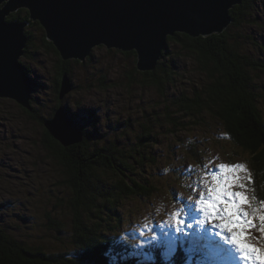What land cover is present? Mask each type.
<instances>
[{"label":"rangeland","instance_id":"obj_1","mask_svg":"<svg viewBox=\"0 0 264 264\" xmlns=\"http://www.w3.org/2000/svg\"><path fill=\"white\" fill-rule=\"evenodd\" d=\"M8 1L9 0L2 1L0 3V8L2 9ZM247 1L255 5L252 11L253 14L247 17V19L245 15L242 17L239 16L236 19L238 22H241L240 26L237 29L229 28L231 26L234 27L233 20L227 29L233 30L232 32L234 33L237 31V34L243 36V44L238 41L239 49H241L240 56L243 55L247 49V51H253L255 58L261 59L264 58V0ZM236 6L237 5L233 8ZM20 9L27 10L29 12V20H33L30 18L31 12L28 7L21 6L18 10ZM238 9L239 7L235 10ZM18 10L11 11L6 16V19L18 21L20 18H9L12 13ZM20 21L24 22L27 20ZM32 26L33 28L35 27L34 25ZM40 26L43 27L41 24ZM171 36L172 35L168 36V40ZM33 42H35V46L34 44L27 46L26 43L24 54L21 55L19 59L22 63L25 62L23 64L27 65L29 76L32 79V85L30 84V86L33 87V90L29 94L31 97L29 101L38 105L36 111H40L41 114L47 115L48 118H50L57 103L60 101L58 97H54L57 93V78L59 77L57 71L59 67L58 63L60 62H64V67L71 71L73 80L71 79L69 86H75L71 92H68L67 84L64 83L61 92L63 98L61 100L62 107L60 108V115L65 112L67 113L69 110H77L79 112L81 106L86 108L85 110L88 109L89 111L87 112L89 113L96 111L95 114L99 122L94 120L84 127V129L88 128L91 130L92 135L94 132L96 135L107 134L106 137H108L109 141H111L110 138H112L115 141L120 140L124 143L131 139L137 140L134 135V130L135 128L140 129V124L145 122V117H150L152 119L153 117H157L158 114L161 115V118L157 119V121L164 125L158 127L153 134H150L148 137L150 140L149 143L141 141L148 145L155 139L156 146L153 148V155L155 156L158 167L156 166L157 164L152 166L155 162L151 161H146L145 165L142 162L143 159L139 157H130L129 161H126V170L132 180L136 181L138 185H144L146 187L147 182L144 181L142 177L137 178L138 176L133 174L136 172V168H144L146 170L142 172L144 177L151 179L150 186H154L158 189V195L153 198L152 202L146 199L140 201L141 195L139 194L133 196L135 199L134 204L136 203L138 206L131 210L134 211V213L131 211L123 212V219L119 227L124 225L130 227L119 229V233L125 234L135 229L136 227L134 226L141 225L143 219H146V222L150 219H154L157 222L155 230L159 232V223L169 220V213L181 206L179 204L171 206L167 203L166 214L158 215L159 213H163L159 212V210L163 205V200L168 199V197L170 198L172 186L175 189H182L183 185L190 183V178L193 180L194 177L199 176V174H195L190 177L183 174L182 178H180L187 166L181 165L180 170H178L179 163L184 162L187 158L186 154L189 153L188 150L181 145L180 141H182L183 145L186 142H190L193 148L201 147L200 150L206 153H202L203 160L193 161V165L198 162H203V165L208 164L209 167H211L214 164H219L217 161L213 160L219 158L235 161V163H243L248 166L252 172L254 170L252 167L264 166V73H252L255 66L250 58H243L241 62L243 73L230 85V89L225 96L222 97L224 100H217L213 97L215 98V100L213 99L214 104L211 102L206 103L204 116L209 120L211 119L210 121L204 119V126L194 125L192 128L195 130L192 132H188L191 131V127L187 126L190 125V123L188 124L187 122V125H185L179 121L177 126L178 130L168 132L171 130V126L167 125L168 120L165 118L164 109L155 107L158 106L160 101L164 102V100L159 97L161 89L152 81L145 87V81L148 82L150 80V78L144 75L147 69H138V56L132 54V51L127 52L130 54L129 56L126 52H123L122 49L120 50V48L110 49L105 45L96 46L97 44H94L90 47L92 49L90 54L92 55V59H87V61L82 62L79 59L64 60L57 50L53 51L42 29H36ZM259 48L262 49V52L256 53L255 49ZM122 52L125 53V55L122 54ZM160 54H165L162 58L159 56V62L162 60L163 65L169 67L171 72L170 77H178V82L174 83L173 86L168 83L165 84L167 92L177 94L183 91L184 94L194 96L196 91H204L206 93L204 96H216L213 90L207 92L208 89L204 87V79L202 78L204 75L201 72H194L195 66L192 63L193 61H197V58H193L192 61L191 59H186L184 56V58L179 59V62H175L177 47L170 41L164 46ZM157 64L158 61L153 67L156 68ZM190 71H192V73H190ZM23 72H25V70H23ZM238 84L244 91L252 92L250 91V88H252L257 92L249 95V97L254 98V104L258 103L256 106H259V108H253L243 96L237 95L240 89H236L235 85ZM198 86L200 88H198ZM231 94L236 95L235 99L239 100L237 104L232 99ZM37 97L40 99L39 102H37ZM207 99H210V97ZM145 106L147 107L145 108ZM230 107L235 108L237 112L251 113L250 120L257 130L253 137L250 136V132H248L249 135L244 134L243 136H238L235 133L236 127L239 126L236 125L238 122L228 114L230 113L229 110H231ZM216 108H219V110ZM144 109L145 111L142 112ZM256 112H260L261 116H257ZM184 116H187L186 112ZM225 116L228 117L231 124L226 121L227 119ZM133 122L137 124L135 125ZM94 123H97V126H95ZM75 129L81 132L84 137L85 134H87L84 133L79 125H77ZM45 130L46 127L33 119L25 108H21L16 99L0 97V221L5 228H11L8 230L15 236L18 235L13 232V224L18 223L21 225V229L17 226V230L14 231L19 234L21 232L22 239L30 238L33 235L32 227L26 220L29 214L31 216V213L33 214V223L35 222V224L40 227L42 234H50V232H52L48 229L49 225L43 223V216L40 208L41 204H43V198L39 196L43 193L42 187H45L48 183L43 181L42 184L36 185L30 178L31 172L26 171L30 168L29 165L33 161L35 166L32 167L36 168V172H39L38 176L42 175L40 177L48 176V172H64L56 168L57 166L52 160H55L56 157L51 153V147L56 146L55 142L61 144L63 141L60 138L54 139L52 130L51 140H49L48 136L44 134ZM242 130L245 132L244 128ZM162 132H164V134H162ZM233 133L238 136L236 139ZM157 134H160V136H157ZM94 144H96V140H94ZM249 144H251V146ZM144 148L145 152L143 158H152L153 155L149 154L146 146ZM72 149L75 150L76 147H72ZM72 149L70 147L67 150L71 158L75 156V152ZM210 161L212 162L211 164H209ZM187 163L188 162L185 161V164ZM130 168H133V173H131ZM90 171L92 172V170ZM151 176L153 178H151ZM22 177H25V179ZM177 178L180 184L175 182ZM191 183L189 185H191ZM50 188H53L52 185H49V189ZM190 191L192 192L191 187ZM116 198L119 200V197ZM156 199H159V203ZM56 202L64 208L61 212L59 211V213L62 214L60 215L73 218V222L75 223V219L79 216L76 211H73L72 207L69 206L67 199ZM123 207L126 208V204H123ZM141 210L144 212L140 213L139 211ZM110 211L111 210H105V212ZM120 213L122 212L120 211ZM155 214L157 215L153 216ZM155 221L153 222L155 223ZM69 223L72 224L71 219ZM9 224L12 225L9 226ZM99 229L100 228H97L92 238L88 237V239L92 240ZM106 232L107 234L110 233L108 230ZM259 234L258 231H254L252 236L257 237ZM113 235L116 236V233H113ZM110 241L111 239L109 236L104 239V243H108V246ZM127 242L138 243V240H133L129 237ZM57 243V240L54 241V244L57 245ZM254 243L258 244L259 242L254 240ZM62 246H64L66 250L71 249L70 242H66L62 244Z\"/></svg>","mask_w":264,"mask_h":264},{"label":"trees","instance_id":"obj_2","mask_svg":"<svg viewBox=\"0 0 264 264\" xmlns=\"http://www.w3.org/2000/svg\"><path fill=\"white\" fill-rule=\"evenodd\" d=\"M254 6L250 1L244 0L241 4L233 8L231 15L234 20V27L231 26L229 28L237 29L241 22H238L236 18L245 15L247 19V17L253 14ZM237 7L239 9L235 10ZM9 18L28 20L30 25L24 30V33L30 38L28 46L31 44L35 46L33 40L36 29H42L44 35L47 36L44 28L37 21L29 20V12L25 9H20L12 13ZM32 25L35 27L33 28ZM232 31L231 29H227L224 33L212 34L207 37H192L186 33L178 32L175 36L169 37L168 40L177 47L175 62H179V59L184 58V56L186 59L188 58L192 61L193 58H197V61H193L192 63L195 66L194 72H201L204 75L202 76L204 79V87L208 89L207 92L213 90L216 96H204L206 94L204 91H196L194 96L184 94L183 91L177 94L167 92L165 84L168 83L173 86L174 83L178 82V77H170L171 72L169 67L164 66L162 60L160 62L158 61L155 70L145 72L144 75L150 78L148 82L145 81V87L152 81L161 89L159 97L164 102L159 100L160 103L155 107L164 109L165 118L168 120L167 125L171 126V130L168 132L178 130L177 126L181 120L180 117L183 118L185 112L190 119L188 124L190 123L191 126H204L206 103L211 102L214 104L213 99L215 100V98L217 100H224L222 97L228 92L230 85L243 73L241 67L243 58L248 57L253 61L255 69H253L252 73H264V58H255L253 51L250 52L247 49L240 56L241 49H239L238 41L243 44V36L237 34V31L235 33ZM39 41L41 42L40 38ZM48 44L53 51L56 50L53 43L49 40ZM31 49L29 50L32 51ZM262 49H255L256 53H261ZM123 52L122 54L125 55ZM127 55L130 56L129 53ZM87 59H92V55H88L86 61ZM61 68L64 67L61 66ZM198 88L200 87L198 86ZM235 88L240 89L239 93H237L238 96H243L253 108H259V106H256L258 103L254 104V98L249 97V95L257 93L255 90L250 88L252 92L244 91L239 84L235 85ZM56 91L59 92V89L57 88ZM208 97L210 99H207ZM231 97L236 104L239 102V100L235 99L236 95L231 94ZM39 101L40 99L37 97V102ZM37 106L32 103V109L27 110V112L31 114L33 119L45 126L48 116L41 114L40 111H36ZM83 108L82 106L79 108L78 114L80 121L78 125L87 134H85L80 144H73L71 146V149L72 147H76L75 150L72 149L75 152V156L71 158L67 153L68 149L63 144L61 146H64L66 150L60 146L58 147L56 142V146L51 147V153L56 157L55 160L52 159L57 166L56 168L64 172H48V176L40 177L42 175L38 176L39 172H36V168L32 167L35 166L33 161L29 165L30 168L26 170L31 172L30 178L36 185L42 184L44 181L53 187L49 189V185L46 184L45 187H42L43 193L39 195L43 198V204L40 206L43 223L49 225L48 229L52 232L50 234H42L40 227L35 222L33 223L32 213L31 216L29 214L28 218H26L27 223L32 227L33 235L30 238L22 239L21 232L19 234L14 231L17 230V226L21 229V225L18 223H14L12 226L13 232L18 235L15 236L8 230L11 228H5L0 221V264H83L86 259L91 261V264H104L105 257L103 253L110 246V243L109 246L108 243H104V239L109 236L106 231L120 234L118 230L126 227V225L119 227L123 219V212L131 211L138 206L136 203L131 204L135 200L133 196L137 194L141 195V201L142 199L147 200L155 194L156 188L150 186L151 179L144 177L142 173L146 170L144 168H136V172L133 173V168H130L131 173L138 176L137 178L142 177L147 182L145 187L144 185H138L129 176L126 170V161H129L130 157H139L143 159L142 162L145 165L146 161L155 162L152 166L157 164L155 156L153 155V148L156 146L155 139L151 141V144L147 145L146 143L150 141L148 139L150 134H153L158 127L164 125L157 121V119L161 118V115L158 114L157 117H153L152 119L145 117V122L140 124V129L135 128L134 130V135L137 140L131 139L124 143L120 140L115 141L112 138L109 141L108 137H106L107 134L96 135L94 132L92 135L91 130L88 128V130H84V127L89 122L94 120L99 122V119L95 114L96 111L92 110L94 112L89 113L87 112L89 111L88 109L83 110ZM216 109L219 110V108ZM230 109H228L230 111L228 113L229 116L234 118L238 122L236 125L239 126L236 127L235 133L238 136H243L244 134L249 135L248 132H250V136L253 137L257 130L250 120L251 113L237 112L232 107ZM144 111L145 109L142 112ZM256 115L261 116V113L256 112ZM225 118L230 123L228 117L225 116ZM133 123L135 125L137 124L136 122ZM185 123L187 124V122ZM94 124L97 126V123ZM243 128L245 132H243ZM235 133L233 135L236 139L238 136ZM44 134L48 136V139L50 138V132L44 131ZM158 135L160 136V134ZM94 140H96V144H94ZM193 144L195 145L194 142ZM249 145L251 146V144ZM145 146L149 154L153 155L152 158H143ZM156 166L158 167V164ZM253 168L255 170L252 172L255 174H252L255 182V190L264 198V166H256ZM22 178L25 179V177ZM151 178L153 177L151 176ZM116 197H119V200ZM64 199H67L69 206L79 216L75 219V223L73 222V218L61 216L62 214L59 213L64 208L56 201ZM123 204H126V208L123 207ZM105 210L111 211L105 212ZM70 219L72 220V224L69 223ZM11 225L9 224V226ZM97 228L100 229L95 234L96 236L92 240L88 239V237L92 238ZM56 240L58 242L57 245L54 244ZM66 242L71 243L70 250H66L62 246ZM129 244L132 243L130 242ZM179 251L182 252V249Z\"/></svg>","mask_w":264,"mask_h":264},{"label":"snow or ice","instance_id":"obj_3","mask_svg":"<svg viewBox=\"0 0 264 264\" xmlns=\"http://www.w3.org/2000/svg\"><path fill=\"white\" fill-rule=\"evenodd\" d=\"M178 2L138 6L139 11L63 14L53 24L69 45L120 38L130 41V47L135 46L149 59L154 37L174 22L172 10ZM202 3L211 7L213 0ZM201 22L211 20L204 17ZM60 120L71 131L80 116L77 110H69ZM195 171L189 165L184 174L192 176ZM254 183L243 163L204 165L202 174L189 185L195 199L177 196L181 206L159 224V232L145 222L112 238L103 253L104 264H264V199L257 198ZM253 229L260 233L258 237L252 236ZM129 237L138 243L129 244ZM83 264L91 261L86 259Z\"/></svg>","mask_w":264,"mask_h":264},{"label":"water","instance_id":"obj_4","mask_svg":"<svg viewBox=\"0 0 264 264\" xmlns=\"http://www.w3.org/2000/svg\"><path fill=\"white\" fill-rule=\"evenodd\" d=\"M2 1L4 0H0V3ZM170 2L172 0H9L2 9L0 8V36L3 38V42L0 44V97L16 99L21 108L31 109L29 94L33 89L30 86L31 81L28 79L26 65L19 61L26 49V42L28 46V40L23 31L28 21L17 23L18 21L10 22L6 19L11 11L18 10L21 6L30 9L31 19L41 22L48 38L51 39L62 58L66 60L70 58L83 60L92 51L90 48L92 45L104 43L107 48L117 47L127 52L135 51L138 56L137 67L144 70L152 69L156 64L159 53L168 43V36H175L178 32H183L192 37H207L206 34L220 32L230 22L228 8L239 3L240 0H213L211 7L202 3V0H179L172 10L174 22L165 26L154 37L152 41L153 55L149 59H145L135 46L130 47V41L120 38L108 37L106 40L98 38L95 42L89 41L86 44L73 43L69 45L61 40L60 30L53 24V20L63 14L98 11H139L141 9L137 8L138 6ZM204 17L210 18L211 22L202 23L201 19ZM164 39H167V41L164 42ZM64 83L67 84L68 92L71 91L70 79L66 74L64 75L63 86ZM60 98H63V95H60ZM57 115H60V108L57 110ZM50 123L54 124V128L59 131V134L54 130H52V133L66 144V140L70 138L66 136L67 133L61 132L58 119L55 118ZM50 123H47V125Z\"/></svg>","mask_w":264,"mask_h":264},{"label":"bare ground","instance_id":"obj_5","mask_svg":"<svg viewBox=\"0 0 264 264\" xmlns=\"http://www.w3.org/2000/svg\"><path fill=\"white\" fill-rule=\"evenodd\" d=\"M243 2V0H240V2L239 3H236V4H233L232 6H230L229 8H228V10H227V12H228V16L230 17V22L220 31V32H217V33H210V34H206V36H209V35H212V34H220V33H222L223 31H225L227 28H228V26H229V24L233 21V19H232V17H231V15H230V13H231V10H232V8L235 6V5H239V4H241ZM21 8V7H20ZM27 9V8H26ZM10 21V20H9ZM11 22V21H10ZM21 21L19 20L17 23H20ZM30 25V24H29ZM42 25V24H41ZM28 26V25H27ZM26 26V27H27ZM26 27H24L23 28V31L26 29ZM44 27V26H43ZM26 38H27V40L29 41L30 40V38L26 35L25 36ZM199 37H201V36H199ZM167 41V39H164V42H166ZM27 43V42H26ZM96 45V44H95ZM98 45H105V44H100V43H97V45L96 46H98ZM106 46V45H105ZM108 48H110V49H113V47H108ZM114 48H116V49H118L117 47H114ZM121 50V49H120ZM122 51H124V52H127L126 50H122ZM91 54V51L87 54V55H90ZM159 56H162V54H160L159 53ZM86 58H84V60H85ZM159 59H160V57H159ZM159 59L157 60V61H159ZM19 61H21V60H19ZM83 62V61H82ZM156 63V62H155ZM153 70H155V68L153 67L152 69H147L146 71H153ZM145 71V72H146ZM29 80L31 81V85H32V79L31 78H29ZM32 87V86H31ZM32 89H33V87H32ZM61 94V93H60ZM9 98V97H8ZM32 107V101H31V106H30V108ZM26 110H29V108H25ZM66 113V112H65ZM64 113V114H65ZM64 114H62V115H64ZM53 120V119H52ZM50 123V122H49ZM45 127H46V122H45ZM47 127L49 128V129H51V130H54L56 133H58L59 134V131L56 129V128H54V124H52L51 125V123H50V125H47ZM59 127H60V129H61V132L62 133H67L66 134V136L67 137H69L70 138V140H72L73 141V144H76V143H81L82 141H83V134L81 133V132H79L77 129H75V130H68L65 126H63L62 124H60L59 125ZM62 137H64V138H67L66 136H64V135H61ZM64 146H69L68 144H63ZM76 214V213H75ZM132 243V242H131Z\"/></svg>","mask_w":264,"mask_h":264}]
</instances>
